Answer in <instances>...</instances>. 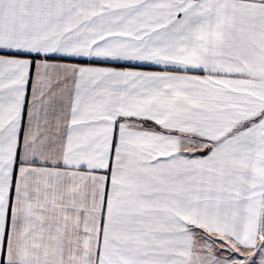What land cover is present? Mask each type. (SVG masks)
Listing matches in <instances>:
<instances>
[{
	"label": "snow or ice",
	"instance_id": "obj_1",
	"mask_svg": "<svg viewBox=\"0 0 264 264\" xmlns=\"http://www.w3.org/2000/svg\"><path fill=\"white\" fill-rule=\"evenodd\" d=\"M0 264H264V0H0Z\"/></svg>",
	"mask_w": 264,
	"mask_h": 264
}]
</instances>
